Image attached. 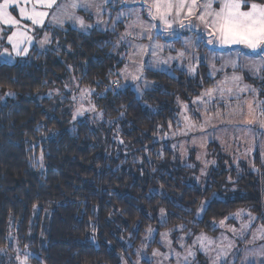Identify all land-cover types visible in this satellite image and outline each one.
<instances>
[{
  "label": "trees",
  "instance_id": "16d2710c",
  "mask_svg": "<svg viewBox=\"0 0 264 264\" xmlns=\"http://www.w3.org/2000/svg\"><path fill=\"white\" fill-rule=\"evenodd\" d=\"M116 42L115 31L69 27L51 49L0 60V264H21L27 250V264H120L150 226L217 233L237 209L261 215L258 153L256 171L243 161L226 169V156L213 152L217 164L198 185L194 169L177 154L173 164L156 139L178 127L177 99L189 102L211 83L150 70L155 83L141 97L130 86L113 90L125 63ZM73 82L92 91L102 121L73 118ZM6 91L15 94L3 100Z\"/></svg>",
  "mask_w": 264,
  "mask_h": 264
},
{
  "label": "rangeland",
  "instance_id": "374dc122",
  "mask_svg": "<svg viewBox=\"0 0 264 264\" xmlns=\"http://www.w3.org/2000/svg\"><path fill=\"white\" fill-rule=\"evenodd\" d=\"M62 2L67 3L69 0H57L58 4ZM95 3L102 9L99 16L96 14L95 8L88 12L79 8L74 10L76 15L83 17L87 24L92 25L87 30L81 29L78 23H73V21L67 19L62 26L49 27L48 20L51 18L52 10H48L49 17L45 19L43 28L39 26L33 27L31 21L20 17L19 8L17 7L12 14L18 20H21L22 26H28L26 29L27 34L32 36L33 40L30 45H27L28 54L26 56H16L12 51V45L8 43L7 37L17 29L8 25H0V28L3 29L0 32V53L5 48L12 52L11 58L5 55L0 56V60L14 62L15 60L27 58L32 49L40 52L51 49L53 41L57 39V35L69 27L75 28L80 32H90L93 29L115 31L117 36L116 45L122 50L125 63L119 70L117 79L109 85V88L118 90L130 86L141 97L144 90L154 86V80L148 76L150 70H160L175 74V69H179L187 73L189 77L196 78L200 84L211 83V86L201 88L199 94L189 102L181 98L177 99L180 106L178 127L171 128L170 131L160 134L156 138L160 143L163 142V147H168L172 150L173 164H176L177 159L180 158L181 162L191 166L194 169V172L191 173L193 180L198 185H201L210 168L217 164V155L213 154L217 150L218 154L220 152L227 158L221 160L226 169L232 166H239L241 161L246 162L252 168L254 157L257 153L262 160L260 144L261 141H264V128H261L256 123L248 125L245 122L249 119H264V117L260 116V110L264 108V79L257 78L248 68L244 67L251 60H259L258 53H254L242 45L222 46L219 43L208 44L206 41L211 38L208 35L210 29L205 30L204 25L196 21L199 26L195 29L188 27L179 28L177 25H173L176 29L175 35L160 34L158 43L164 47L155 49L156 54L153 55V42L138 38L136 35L140 28L135 26L136 16L132 14L133 10L140 11L144 21L156 23L159 26V21H150L146 10H143L142 0H110L107 4H104L103 0H95ZM257 3L264 4V1ZM26 7L30 8L31 4L26 5ZM37 7L39 8V6ZM214 7L218 8L219 5L216 4ZM243 10H247V8L245 7ZM122 12L125 15L119 16ZM196 14L199 15L198 10ZM118 16L119 19H117ZM191 19L195 20V16L191 17ZM21 30L25 29L21 27ZM126 31L131 32L132 35L121 39ZM45 34L50 37L51 42L40 47L38 42L44 38ZM153 35L156 36V30H153ZM140 45L145 46L143 54H138ZM21 46L25 45L22 44ZM179 51H183L185 55L177 58ZM237 52L242 53V55L237 56ZM165 60L168 63H163ZM232 60L237 61L235 69L230 63ZM190 65L196 68L195 73L189 71ZM203 67L205 68L204 72L202 71ZM233 74L243 77L242 81L233 82L231 80ZM133 75H138L140 78L132 80L131 77ZM205 76L211 81H206ZM237 83L239 87H237ZM73 84L66 87V91L72 92L71 108L73 118H88L91 122L102 121V115L98 113L96 106L94 111L90 110L95 105L92 99V91L90 95L86 92V90H90L89 88H81V91H78L79 89L76 90L75 84L74 87ZM244 85H249L256 91L252 92L248 89L240 91L241 88H244ZM218 86L224 91H215L211 98L204 96L203 100L205 103L193 104V100L202 96L206 89H217ZM228 89H231V91L229 92ZM58 93L59 90L54 89L50 90L48 95L53 96ZM14 94L13 91H6L3 93L2 99L6 100L13 97ZM185 104L188 105L187 110L183 107ZM249 104L254 110L251 115H249ZM78 110L82 111L83 114H78ZM186 116L193 122L195 127H185ZM249 128L252 130L251 134L248 131ZM253 136L255 137L256 146L249 153L248 148ZM163 147L160 149V154L162 155ZM176 154L179 158H177ZM262 162L264 163V160ZM217 196L221 197L219 194ZM207 204L208 201L205 200L201 208L204 209ZM199 213H202L201 209ZM249 213L255 219L252 220V226L245 229L244 234L241 235V226L249 222ZM160 220L164 222L165 217L162 216ZM221 221H223V224H221ZM216 226L219 228L217 233L200 231L193 234L191 230L181 231V227L159 229L157 225L150 226L149 228L154 231L149 234L148 228L141 242L134 249V254L130 252L129 256H123L120 264H178L177 257L172 251L173 249L181 254L179 264H186L184 256L187 255L186 249L189 247L192 248L195 256L188 257L187 264H212L217 251H219L217 246L220 245L222 240L224 244L231 241L234 246L228 250L226 257L221 258L219 264H225V260L227 264H264V255L259 254L262 246H264V239H253V234L257 232V229L264 226V207L261 215H256L246 208L237 209L218 221ZM231 229H236V233H233ZM166 232L169 234L168 239L171 241V249L160 235V233ZM202 233L214 241L213 244L209 245L212 251L207 255L201 250L200 244L196 243L197 237ZM181 237L183 238V248L180 246ZM156 251H159L162 255H154L153 253ZM25 252L20 251L18 257L24 258L26 254L29 256L28 250Z\"/></svg>",
  "mask_w": 264,
  "mask_h": 264
},
{
  "label": "snow or ice",
  "instance_id": "6c2138e0",
  "mask_svg": "<svg viewBox=\"0 0 264 264\" xmlns=\"http://www.w3.org/2000/svg\"><path fill=\"white\" fill-rule=\"evenodd\" d=\"M110 0H103L104 4L109 3ZM31 4V7L28 8L26 5ZM143 10H146L150 21H159V26L156 23L146 22L143 20L140 11L133 10L132 14L136 16V25L140 28V31L136 34L138 38L147 39L152 41L153 55L156 54L155 49H161L164 46L158 43V37L160 34L164 35H175L176 29L173 25H177L179 28L188 27L190 29H195L199 26L196 21H199L200 24L204 25L205 30L208 31V35L211 37L207 39L208 44L219 43L222 46H233V45H242L244 48L250 49L254 53L259 54V60H251L249 64H246L244 67L248 68L249 71L257 78L264 79V4L257 3L255 0H142ZM218 4L219 7L216 8L214 5ZM39 6V8L37 7ZM19 8V15L23 19L31 21L33 27L39 26L43 28L45 25V19L49 17V11L52 10L51 18L48 20V26L52 27L55 25L62 26L64 21L71 20L73 23H78L81 29L87 30L91 28V24H87L83 17L76 15L75 9L79 8L86 12L91 11L93 8L96 9V14L99 16L101 13V7L95 3V0H69L67 3H57V0H2L0 2V25H8L15 27L17 30L12 32L11 35L7 37L8 43L12 45V51L16 56H26L28 54V47L32 43L33 37L27 34L26 29L27 25H21V20H18L16 16L12 14L16 8ZM247 8V10H243ZM197 10L199 15H197ZM125 13H120L119 16H123ZM119 16L117 19H119ZM195 16V20L191 17ZM99 22V21H98ZM21 27L25 30H21ZM153 30H156V36L153 35ZM162 30V31H161ZM3 29L0 28V32ZM132 33L126 31L121 39L126 36H131ZM50 37L45 34L44 38L38 43L40 47H43L45 44L50 43ZM25 46H21V45ZM145 51V46H139V53L143 54ZM12 57V52H9L7 48L0 53V56ZM185 53L183 51L178 52V57H183ZM242 55V53L237 52V56ZM250 59V58H249ZM163 63H168L167 60ZM232 67L235 69L237 67V61H230ZM189 71L195 73L196 68L192 65L189 66ZM127 78V77H126ZM140 77L138 75H133L132 80H138ZM243 77L233 74L231 80L233 82L242 81ZM237 87L239 84L237 83ZM245 89L255 92L254 88H251L249 85H244V88H241L240 91ZM224 90L217 87V89H206L202 96L193 100V104L205 103L203 100L204 96L211 98L215 91ZM230 92L231 89H228ZM90 95L91 90H86ZM11 94V93H9ZM184 109H188V105L185 104ZM90 110H95V105L92 106ZM198 110V109H197ZM254 110L252 109L251 104H249V115L252 114ZM78 114L82 115L83 112L78 110ZM260 116L264 117V108L260 110ZM248 125L254 123L259 124L261 128H264V119H249L245 121ZM185 127L192 128L195 127L193 122L186 116L185 117ZM251 134V128L248 129ZM122 142V141H121ZM255 137L253 136L251 144L248 148V152H252L255 149ZM260 154L262 160H264V141H261L260 144ZM199 158V157H198ZM41 166L43 161V153H41ZM214 163V161H213ZM255 169V165H252ZM259 171L258 169H255ZM204 209L201 208V211ZM163 212V210H161ZM249 222L247 224H242L240 234L243 235L245 229H248L252 226V220L255 219L251 217L249 213ZM223 224V221H221ZM154 230L149 228L148 232L151 234ZM233 233H236V229H231ZM164 238L169 248L171 249V241L168 239V233H160ZM264 239V226H261L257 229V232L253 234V239ZM180 246L183 248V238L181 237ZM207 241V243H205ZM196 243L200 244L201 250L207 255L212 249L209 248V245L213 244L210 238H208L203 233L197 237ZM233 243L228 241L227 244H224L223 240L220 245L217 247L215 258L212 261V264H219V261L222 257L228 255V250L233 247ZM177 257V262L179 264L180 253L172 250ZM187 255L184 256V260L187 264L188 257H194L195 253L192 251V248L189 247L186 249ZM154 255H162L159 251L153 253ZM255 254V253H253ZM260 255H264V246L260 250ZM167 258V257H166ZM28 257L25 256L21 264H27ZM225 264L227 261L225 260Z\"/></svg>",
  "mask_w": 264,
  "mask_h": 264
}]
</instances>
